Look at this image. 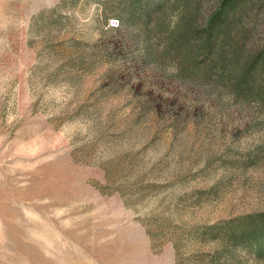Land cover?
I'll use <instances>...</instances> for the list:
<instances>
[{"label":"rangeland","instance_id":"374dc122","mask_svg":"<svg viewBox=\"0 0 264 264\" xmlns=\"http://www.w3.org/2000/svg\"><path fill=\"white\" fill-rule=\"evenodd\" d=\"M112 1L0 0V264L209 263L205 226L264 213V100L183 81L175 11L114 32Z\"/></svg>","mask_w":264,"mask_h":264},{"label":"trees","instance_id":"16d2710c","mask_svg":"<svg viewBox=\"0 0 264 264\" xmlns=\"http://www.w3.org/2000/svg\"><path fill=\"white\" fill-rule=\"evenodd\" d=\"M209 2V3H207ZM252 0H113L108 17L118 21L111 27L120 32L125 26L168 28L167 17L175 11L174 26L162 36L164 54L177 56L183 81L203 74L206 79H218L236 97L264 100V43L248 48L250 30L244 17ZM157 15L155 22L151 18ZM147 59V56H146ZM201 70V71H200ZM241 225L235 220L205 226L195 237L202 242L220 241L221 249L209 263L226 264L222 255L231 257L238 248L253 252L264 259V213L243 217ZM243 222L245 224L243 225Z\"/></svg>","mask_w":264,"mask_h":264}]
</instances>
